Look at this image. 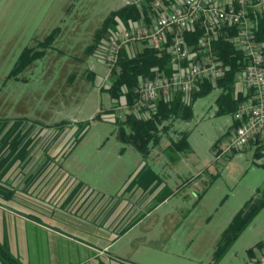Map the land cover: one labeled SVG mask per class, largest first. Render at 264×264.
<instances>
[{
    "label": "rangeland",
    "instance_id": "1",
    "mask_svg": "<svg viewBox=\"0 0 264 264\" xmlns=\"http://www.w3.org/2000/svg\"><path fill=\"white\" fill-rule=\"evenodd\" d=\"M123 3L124 0H0V180L10 170L6 162L38 160L42 155L43 160H56L60 155L55 151L70 144L67 137L71 130L75 131L74 143L62 161L65 167L74 164L71 172L114 195L132 174L133 156L139 152L129 146L124 162L116 156L122 145L110 116L114 104L101 87L109 70L100 55L89 51L97 43L95 31ZM57 28L61 31L52 47L46 49V56L24 69L18 79L11 78L23 52L27 48L38 50V45ZM189 40L194 44L196 37L190 36ZM133 47L131 52L137 53L144 46L139 43ZM221 94V88H213L194 102L190 122H173L174 129L190 133L193 151L165 152L164 157L174 165L169 182L174 193L160 210L164 216L151 214L143 224L168 228V234L164 239L160 234L146 235L139 244L137 261L128 262L256 264L258 244L264 241V208L251 218L221 259L215 260L231 220L245 205L248 208L253 198L264 196V167L253 162V150L217 158L213 145L222 140L234 117L217 115L216 101ZM100 112L102 115L97 117ZM62 122L65 125L60 129L54 127ZM166 237L163 249L150 250L164 243Z\"/></svg>",
    "mask_w": 264,
    "mask_h": 264
},
{
    "label": "crops",
    "instance_id": "2",
    "mask_svg": "<svg viewBox=\"0 0 264 264\" xmlns=\"http://www.w3.org/2000/svg\"><path fill=\"white\" fill-rule=\"evenodd\" d=\"M122 6H125V0ZM100 27L95 31L96 36ZM235 88L243 97L240 88ZM235 123L233 117L222 140L217 146V143L213 145L217 154ZM175 124L170 125L162 142L153 146L148 156L137 150L139 154L133 156L135 168L116 195L97 189L90 179L84 180L71 172L74 164L64 166L62 161L74 143V130L69 131L68 147L60 146L55 151V155L60 156L54 161L43 160L44 152L39 151L42 156L37 157L38 160L6 162L5 167L10 170L0 180V244L22 264H132L128 261H137L141 253L139 244L141 246L146 235L160 234L164 239L168 234V228L144 227L143 224L151 214L164 216L160 210L174 193L169 186L174 165L164 157L165 152H175L171 143L180 135L190 137L185 130L174 129ZM54 127L60 129L62 125ZM117 140L122 147L116 156L124 162L129 146ZM250 149L254 153L253 162L260 165L253 146L241 152ZM110 157L114 158L111 154ZM78 165L82 170L80 162ZM178 177L182 176L178 174ZM257 193L258 190L254 195ZM166 244L167 237L164 243L150 250L159 251ZM258 246L260 255L264 251L261 248L264 241ZM0 264L4 263L0 260Z\"/></svg>",
    "mask_w": 264,
    "mask_h": 264
},
{
    "label": "built area",
    "instance_id": "3",
    "mask_svg": "<svg viewBox=\"0 0 264 264\" xmlns=\"http://www.w3.org/2000/svg\"><path fill=\"white\" fill-rule=\"evenodd\" d=\"M145 0H125V5L141 8ZM156 15L149 22H134L120 29L96 54L109 70L101 87L110 86L111 74L124 48L143 44L168 59L170 73H159L154 79L141 81L132 100L115 108L114 122L128 116L149 117L156 103L177 95L186 97L206 82L217 83L228 66L215 50L219 40L230 41L242 55L235 86L243 94L234 114L237 125L227 134L218 159L253 146L260 165L264 164V0H178L168 6L164 0H153ZM190 36H195L191 43ZM109 116V115H108ZM264 264V251L258 257Z\"/></svg>",
    "mask_w": 264,
    "mask_h": 264
},
{
    "label": "trees",
    "instance_id": "4",
    "mask_svg": "<svg viewBox=\"0 0 264 264\" xmlns=\"http://www.w3.org/2000/svg\"><path fill=\"white\" fill-rule=\"evenodd\" d=\"M145 0L142 7L136 5H125L112 11L105 19L97 33V43L90 47V52L99 51L100 47L110 41V39L120 31V26L130 27L134 22H149L150 17L156 15L151 2ZM168 6L177 5L178 0H164ZM61 29H55L43 42L38 50L26 49L10 77L18 79L19 74L36 60L46 56V49L52 47L57 39ZM42 48L43 50H40ZM215 50L218 57L223 60L230 71L219 79L217 83L206 82L201 85L199 91L186 97L177 95L173 99H161L156 103V110L149 117L128 116L125 119L115 121L117 125V138L126 146H134L143 156H148L151 148L159 145L165 132H168L170 125L175 120L190 121L194 116L193 104L198 97L208 94L213 88H221L222 94L216 101L218 111L217 115H234L238 104L243 100L241 94L237 93L235 88L236 76L240 71L239 60L242 55L235 49L234 45L225 39L215 43ZM170 73L168 59L161 56L158 51L145 47L138 53L131 52L124 48L120 55V60L111 74L110 86L103 87L102 91L110 94L115 108L123 103H129L134 95L135 87L143 80L154 79L162 72ZM100 112L97 117H100ZM59 125L64 126V122ZM237 123H235V126ZM219 143L216 144V146ZM171 146L178 152H190L192 147L187 134L180 135L177 140H173ZM261 153H256V158H260ZM264 167V164L261 165ZM264 208V196L262 198H253L250 206L240 211L232 220L228 228L224 231L218 244L215 260L218 262L226 251L227 247L238 239L243 230L247 227L251 218ZM0 260L4 264H22L10 251L0 244Z\"/></svg>",
    "mask_w": 264,
    "mask_h": 264
}]
</instances>
